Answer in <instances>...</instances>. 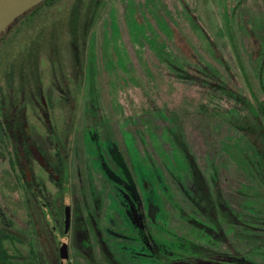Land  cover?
Returning a JSON list of instances; mask_svg holds the SVG:
<instances>
[{
  "label": "rangeland",
  "instance_id": "rangeland-1",
  "mask_svg": "<svg viewBox=\"0 0 264 264\" xmlns=\"http://www.w3.org/2000/svg\"><path fill=\"white\" fill-rule=\"evenodd\" d=\"M68 1L54 4L53 9H61ZM71 3V12L67 7L52 18L63 24L55 34L50 29L43 37L38 60L26 57L37 29L23 30V18L0 36V76H17L22 70L21 80L28 81L26 72L31 70L30 83L41 82L43 102L65 112L57 139L62 167L53 170L59 178L68 175L64 177L67 184H56L52 174L45 175L41 202L50 207L60 201L67 206L72 203L74 219L83 217L97 226L93 215L97 208L79 210L76 202L81 205L83 200L85 205L89 201L87 205L93 207L100 200L99 221L116 224L107 198L115 199L114 186H119L121 176L125 178L122 167L129 164L137 174L143 163H152L171 190L173 171L177 188L189 193L210 187L231 213H246V205L251 215L264 218V184L256 183L254 177L256 172L260 178L257 170L264 171V152L256 147L262 148L264 140V114L259 116L255 109L264 103V0H85L84 9L82 0ZM48 19L42 26L50 28ZM199 105L200 112H196ZM204 111L213 112L214 118L209 119ZM52 116L57 112L48 117ZM116 147L122 157L114 153ZM4 158L0 152V164ZM52 158V149L46 146L43 159L52 166ZM2 168L0 208L8 203L14 223L21 228L17 216L33 207L40 195L26 190L20 194L16 179L22 177L15 172L13 178L5 177ZM259 173L264 177V172ZM83 176L84 188L79 186ZM125 187L131 195L132 190ZM177 201L184 215L192 212L190 217L198 221L192 223L204 228L200 223H206V212L193 211L200 205ZM163 205L167 232L193 226L183 225L165 201ZM30 214L39 217V209L32 208ZM151 218L160 223L154 214ZM240 221L237 214L231 224L241 233L236 237L226 232L211 234L217 251L247 254L264 264V247L258 245L264 226L245 220L239 227ZM116 225L119 236L114 237L118 239L105 236L113 242L116 258L134 264L143 257L140 260L147 263L148 258L138 254L142 250L129 238L132 232L121 222ZM78 226L82 227L81 222L71 223L73 230ZM44 227L37 225V236L52 264L57 249ZM86 232L88 240L95 241L90 228ZM73 239V234L70 241L60 239L58 252L68 247L69 264H88L80 250L71 246ZM92 255L97 261L90 264H104L96 248Z\"/></svg>",
  "mask_w": 264,
  "mask_h": 264
},
{
  "label": "flooded vegetation",
  "instance_id": "flooded-vegetation-1",
  "mask_svg": "<svg viewBox=\"0 0 264 264\" xmlns=\"http://www.w3.org/2000/svg\"><path fill=\"white\" fill-rule=\"evenodd\" d=\"M40 83L41 82H38V85L37 83L35 85L27 80H21L20 75L4 76L2 74L0 76V152L5 154V158L1 161L0 166H2V169L5 171V177L11 176L13 178V172H15L17 177L19 175L22 177V180L19 178L16 179L21 189L20 194H22V191L25 192L26 190L27 193L30 191L33 195H40V197L37 196L34 199L33 207L29 206L28 209L21 210L20 217L17 216L21 223V228L17 226L18 222L14 223L11 217V211L7 208L8 203L4 204V209L0 208V264H12L14 260L13 257H18L19 254V258L25 261L24 264H27L30 228L29 217L31 216L30 209L32 210V208L39 209V221H37V223H39V225L40 223L46 225L44 230L46 229L49 232L50 240L56 246L57 257L52 261V263L55 264H59L60 251L58 252V246L59 244L61 245L60 239H68L70 241L72 234L74 239L71 246H75L77 250H80L79 252L84 255V257H81L88 264L97 261V258L94 259L92 255V250L94 248L99 252L102 262L108 259L112 264H129V261H120L118 257L116 258L117 255L115 256L113 254V242L105 240V236L110 239H118L114 237V234L119 236L118 227L116 225L119 222L132 232L129 238L137 244L139 250H142L138 254L148 258V262L145 263L141 261L143 257L139 256L141 260L138 259V262L134 264H158L157 257L159 254L162 255L164 253L168 255V237L173 233V230L168 229L167 232V230L164 229L166 226L162 213L164 212V201L166 204H168L169 201V203L171 202L173 205H176L177 212H179L180 216L183 218L181 221L183 225H187L188 223L193 225L187 228L188 230L186 229L187 232L192 228L201 229L205 232V230L208 231L207 229L212 230V226L217 225L216 223L212 224L206 219L207 211L217 212L226 210L227 207L221 206V198H219L220 196L215 193L213 189L211 191L216 195L214 199H212L213 202L210 205L212 208L206 209L205 211L202 199L205 192L211 189L210 187L196 189L202 192V194H199L198 191L188 193L183 190V188L176 187L177 183L175 182L173 171L170 172L171 169L169 171V169L166 168L170 172L169 181L174 185V188L171 190L168 181H163L160 174L156 172V166L152 163H150V165L143 163L144 167L139 169L137 174L130 171V168H128L129 164H124V166L128 168L126 169L129 180L126 177L122 178L120 174L119 186H114L115 199L106 197L114 213L113 215L116 217V224H113L111 220H107L105 224L99 221L98 215L102 212L101 210L103 208V204L100 203V200H98L99 203L96 206L93 205V207L87 205L89 201L86 202L85 205L83 204V200L80 202L81 205H78L79 202H76L77 206H79V210L85 209L86 206L88 209L90 208V210H92L91 208H97L93 213L94 218H96L98 222L97 226L96 224H89L83 217L74 219L72 214V203L70 206H67L60 201L59 203H53L52 207H50L48 204L46 205L41 202V197H45L44 191L41 188V181L44 180L45 175L52 174L55 183L61 185L67 184L65 176L68 175L65 174L62 179L59 178L53 170V168L56 170L62 167L59 164L61 161H59V156L57 154V139L60 137V124L63 122L62 116H64L65 112L60 109V107L57 109L55 106L50 109L48 104L43 102L44 93L41 91L43 89L42 87H38ZM52 91L55 92L56 90L53 88ZM57 95L59 96L58 92ZM55 112H57V116L55 118L53 116L49 118L51 115H54ZM45 141H47V143H45ZM107 142L109 143L110 141L107 140ZM46 146L52 149V166L43 159ZM114 150V153L118 152L120 157L123 156L121 150L117 147ZM110 169L112 170V168ZM35 175L36 179L34 178ZM194 176L197 179L198 176L196 174ZM84 179L83 176L81 185H79L83 188L85 185ZM125 186H127L129 190H132L131 195L127 193ZM83 190L85 191V189ZM174 193L175 195L176 193L182 194L184 198L179 201L186 205H200L199 209H193V211L199 210L202 211V213H204V211L206 212L203 214L206 223H200V226L205 229L197 228L195 224L198 221L190 217V215H193L192 212L190 215H184L179 205H177L179 202L174 200ZM102 195L103 194H100L99 197ZM199 195H202L201 198ZM149 203L153 204L149 205ZM65 209H67L69 215L67 235L63 234V212ZM47 210H49L51 214H47ZM228 213L230 214L231 212L228 211ZM152 214L159 219V224L156 223V219L153 220V218H151ZM76 221L81 222L82 227L80 228L78 226V228L73 230L71 223H75ZM22 225H24V228ZM86 227L90 228L92 237L95 241L92 242L88 240ZM19 230L20 237L16 234ZM216 230L217 226H215L213 232ZM77 235L79 238H76ZM161 236L166 237V239L160 238ZM91 242L93 245H91ZM65 252L67 254V264H69L68 247H66ZM159 264L164 263L159 262Z\"/></svg>",
  "mask_w": 264,
  "mask_h": 264
},
{
  "label": "trees",
  "instance_id": "trees-1",
  "mask_svg": "<svg viewBox=\"0 0 264 264\" xmlns=\"http://www.w3.org/2000/svg\"><path fill=\"white\" fill-rule=\"evenodd\" d=\"M60 1L62 0H44L43 2L38 4L36 7L29 10L24 15L18 18V19L23 18V21H25L23 30L30 29V28H34L35 30L37 29L36 40H32L30 42V46L28 47L27 51H25L26 57L31 58L32 61L39 59V54L41 52V49H43L42 40H43V37L46 36V34L48 33V30L51 29L50 32H53V34H55L57 30L56 27H60L63 24L62 22H59V21H53L52 18L54 16L57 17V15L60 12H64L62 10L66 9L67 7H69L70 12L72 10L73 4L71 3V0L67 2V5L63 6L59 10L57 8L53 9V5ZM84 2L85 0H82V9H84V5H85ZM47 18H49L47 25H50V28H48L46 25L42 26L43 24L42 22L44 20H47ZM67 18L70 19V15ZM26 73L29 75L28 81L32 82L31 77H30V75H32V71L27 70ZM23 74H24L23 71L19 70V73L17 76L23 75ZM250 87H251V84H250ZM250 95H251V92H250ZM252 97L258 100L256 94ZM200 107H202V105H199V107H195L194 110L196 112H200ZM203 107H206V106H203ZM255 109H256V113L259 116L261 115V112L264 114V103L263 102L258 103L257 105H255ZM205 111H208V110L205 109ZM205 111L203 114H205L209 119L214 118L213 112L210 113V112H205ZM256 132L259 133L261 131L258 128H256ZM260 145H262V148H259V146H256V145L255 146L258 147L259 152L263 153L264 152V140L260 141ZM259 172H264V171L263 169L257 170V174L259 175L260 178H257L256 172L254 174V177H256L257 179L256 183L263 185L264 177H262L263 174ZM215 195L213 194V191H211V189L210 190L208 189V191L205 192V195H203L202 203H203V206H204L203 208L205 209V211L206 209L212 208L210 205L213 202L212 199H214ZM220 202H221V206H226L224 205L222 200H220ZM243 208L246 211V213H241V211L238 212L237 210H235L234 213L229 214L228 211L231 212L229 207L226 210H220L217 212L207 211L206 219L209 220L212 224H215V223L217 224L215 225L217 226V230L215 232H213V230L211 229H207L208 231L205 230L204 232L201 229L198 230L196 228H192L190 229V231L186 233V235L172 233L168 237V255L167 254L165 255L164 253H163L164 255L159 254V256L157 257V263L159 264V262H163L164 264H261L245 256L247 254H241L239 252L223 253L221 251H217L214 239L211 236V234H216V235L222 234L223 231L224 233L226 232L227 234L233 237H236L237 234H241L236 231L237 230L236 228L234 229L231 226V224H233V220L234 221L236 220L237 214L238 216H240V220H241L239 224L237 223L239 227H241L245 223V220H249L251 222L258 223L260 226H264L263 217L260 218L258 216L251 215V212L249 211V207L246 205H244ZM242 216L244 219L241 218ZM29 218H30L29 220L30 232H29V242H28V260L26 263L27 264H51V262L47 260L48 258H47V254L45 253L46 251L45 246H43V244H41L40 241L38 240L37 225L39 223H37V221H39V218L37 216L35 217L30 216ZM224 222L226 224V228L223 230ZM261 231H264V227L260 229V232ZM258 245L261 247H264V233H262V238L259 240ZM19 257H20V254L18 257L14 256L13 257L14 260L12 264H24L25 261ZM103 262L104 264H112V262L108 261V259L103 260Z\"/></svg>",
  "mask_w": 264,
  "mask_h": 264
},
{
  "label": "water",
  "instance_id": "water-1",
  "mask_svg": "<svg viewBox=\"0 0 264 264\" xmlns=\"http://www.w3.org/2000/svg\"><path fill=\"white\" fill-rule=\"evenodd\" d=\"M44 0H0V36L4 34L16 19L24 15L29 10L36 7ZM125 177L129 180V175L124 167ZM69 227V215L67 209L63 212V234L67 235ZM59 264H67V254L65 250L59 252Z\"/></svg>",
  "mask_w": 264,
  "mask_h": 264
},
{
  "label": "crops",
  "instance_id": "crops-1",
  "mask_svg": "<svg viewBox=\"0 0 264 264\" xmlns=\"http://www.w3.org/2000/svg\"><path fill=\"white\" fill-rule=\"evenodd\" d=\"M182 198H184L183 197V195L182 194H177L176 193V195H175V193H174V200H182ZM167 205H169L170 207H171V209L173 210V212H174V214L176 215V219L178 220V221H182V217L180 216V213L179 212H177L178 210H177V208H176V205L174 204H172L171 202L169 203V201H168V204ZM177 213V214H176ZM223 225H224V223H223ZM168 227H169V224H168ZM215 228V226H212V230ZM226 228V225H225V227L223 228V230ZM183 231H185L184 233H183ZM182 232H179V231H173V233L174 234H180V235H186V233H187V231L186 230H183ZM177 232H179V233H177ZM223 233H224V231H223Z\"/></svg>",
  "mask_w": 264,
  "mask_h": 264
}]
</instances>
